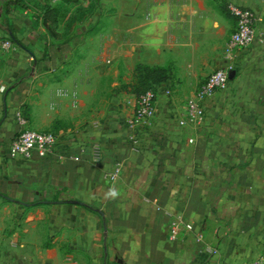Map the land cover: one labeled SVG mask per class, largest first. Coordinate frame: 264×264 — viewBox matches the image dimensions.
I'll return each instance as SVG.
<instances>
[{
  "label": "crops",
  "instance_id": "1",
  "mask_svg": "<svg viewBox=\"0 0 264 264\" xmlns=\"http://www.w3.org/2000/svg\"><path fill=\"white\" fill-rule=\"evenodd\" d=\"M6 1L0 264H246L264 254V0H27L3 14ZM230 2L260 18L256 40L227 88L202 102L203 122L182 126L187 100L227 65ZM138 64L171 76L134 150ZM22 110L33 130L58 135L45 159L9 156Z\"/></svg>",
  "mask_w": 264,
  "mask_h": 264
},
{
  "label": "built area",
  "instance_id": "2",
  "mask_svg": "<svg viewBox=\"0 0 264 264\" xmlns=\"http://www.w3.org/2000/svg\"><path fill=\"white\" fill-rule=\"evenodd\" d=\"M226 5L229 15L235 21V27L226 49L225 61L227 65L224 69L210 74L199 86L192 98L187 100L185 104V119L180 121L182 126L186 123L199 125L203 122L204 110L202 102L211 98L215 92L227 88L230 80L229 76L236 68L237 54L247 49L256 40L257 26L261 21L256 13L236 3L230 2ZM3 47L10 49L12 45L7 41L3 43ZM6 90V86L0 80V95L5 94ZM166 94L169 95V92H166ZM156 98L157 93L151 89L138 99H135L132 117L126 123L128 130L127 139L134 150L140 146L143 130L151 124L155 117ZM16 119L19 126V135L10 147L9 156L11 159L28 162L33 160L34 157L45 159L53 154L58 142V135L51 131L38 132L33 130L29 120L25 118L22 111L16 114ZM91 154L93 161L97 163L101 156L100 148L97 145L92 146ZM73 160L78 161L79 157H75ZM118 171L119 168L115 167L112 173L106 175V178L114 180ZM190 229V226L186 225L185 230ZM180 232V224H171L169 239L171 241L177 240ZM246 264H264V254Z\"/></svg>",
  "mask_w": 264,
  "mask_h": 264
},
{
  "label": "trees",
  "instance_id": "3",
  "mask_svg": "<svg viewBox=\"0 0 264 264\" xmlns=\"http://www.w3.org/2000/svg\"><path fill=\"white\" fill-rule=\"evenodd\" d=\"M27 0H7L3 6V14H7L12 9H23L26 8ZM99 0H94V2H98ZM93 3L87 10L93 8ZM89 12V11H88ZM224 14L226 12L223 11ZM48 20H44L43 25L46 30L50 33V35L54 38H60L61 36L56 32V25L54 22H49ZM13 42V41H12ZM171 76L170 68H161V67H149L142 64H138L134 70V82L132 85V94L135 99H138L141 95L145 94L149 90H155L156 87L164 84L166 80H168ZM23 115L26 119L29 120V116L26 111L22 110Z\"/></svg>",
  "mask_w": 264,
  "mask_h": 264
},
{
  "label": "water",
  "instance_id": "4",
  "mask_svg": "<svg viewBox=\"0 0 264 264\" xmlns=\"http://www.w3.org/2000/svg\"><path fill=\"white\" fill-rule=\"evenodd\" d=\"M231 77H232V73L230 74V76H229V79H231ZM67 203H72V204H74V203H76V202H67ZM82 205V204H81ZM98 213H100L101 214V212H98Z\"/></svg>",
  "mask_w": 264,
  "mask_h": 264
}]
</instances>
